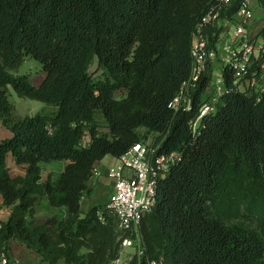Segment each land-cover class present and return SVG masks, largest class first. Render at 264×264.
Returning a JSON list of instances; mask_svg holds the SVG:
<instances>
[{
  "label": "trees",
  "instance_id": "trees-1",
  "mask_svg": "<svg viewBox=\"0 0 264 264\" xmlns=\"http://www.w3.org/2000/svg\"><path fill=\"white\" fill-rule=\"evenodd\" d=\"M258 2L264 9V0ZM219 5L0 0V121L13 134L0 141V208L10 210L0 221V254L17 241L42 264H115L122 252L117 219L104 204L84 214L83 193L97 162L154 136L160 153L178 152L181 159L160 181L155 208L141 219L142 254L126 264H264V91H256L264 87V51L251 71L253 95L237 89L226 64L227 90L196 132L191 121L208 73L193 90L191 111L170 106L192 74L194 36L202 30L208 49L217 48L222 29L203 20ZM237 10L234 0L221 15L231 18ZM259 37L264 50V29ZM27 58L45 73L39 86L16 73ZM96 59L98 77L90 72ZM12 90L46 108L18 117ZM9 155L26 165L25 175L11 176ZM51 162L67 164L57 179H44L42 164ZM44 196L67 215L34 222Z\"/></svg>",
  "mask_w": 264,
  "mask_h": 264
},
{
  "label": "built area",
  "instance_id": "built-area-1",
  "mask_svg": "<svg viewBox=\"0 0 264 264\" xmlns=\"http://www.w3.org/2000/svg\"><path fill=\"white\" fill-rule=\"evenodd\" d=\"M233 1L220 0V5L205 16L203 25L213 24L217 29H222L221 39L216 50H209L202 30L194 36L192 54L195 65L192 74L182 84L170 105L175 111H191L193 90L202 74L208 73V89L198 104L197 118L191 121L194 132L197 131L202 118L216 113L217 101L227 90L224 77L226 64L235 72L234 84L239 91L253 95L256 88L255 72L251 71L264 51L263 40L259 37V33L264 29V15H255V0H235L238 1L237 12L231 18L222 16L221 9L228 8ZM262 13L264 14V11ZM226 40H230V43H226ZM222 44L226 54L221 60L223 64H218ZM261 68L264 70V62H261ZM256 91L262 92L264 87ZM114 159L115 162L106 170L107 178L113 182V191L104 205L116 217L117 228L121 233L122 252L115 264H126L134 254H142L139 239L141 219L155 208L159 183L167 177L172 167L178 164L181 155L178 152L160 153L159 146L154 142H145L135 144L128 152ZM99 173V168L95 167L93 176ZM100 218L104 219L103 216ZM132 234L136 236L135 239L130 236ZM129 249H132L133 253H127ZM0 264H12L8 252L0 254ZM149 264L166 263L163 260H153Z\"/></svg>",
  "mask_w": 264,
  "mask_h": 264
},
{
  "label": "crops",
  "instance_id": "crops-1",
  "mask_svg": "<svg viewBox=\"0 0 264 264\" xmlns=\"http://www.w3.org/2000/svg\"><path fill=\"white\" fill-rule=\"evenodd\" d=\"M255 15H256V10H255ZM226 43H230V40H226ZM226 54V51L224 49V45L222 44L220 46L219 50V59H224ZM223 64L222 61H218V64ZM44 78L41 80H37V82L32 83L35 86H39ZM12 132L7 129L5 126H3L2 122L0 121V141L11 138L12 137ZM108 157V156H107ZM105 157L102 161H99L96 163L95 167L99 168V175L93 176L90 181H89V188L83 193L82 197V203H81V208L82 212L85 214L87 213L90 209H92L94 206L102 204V203H107L110 195L112 194L113 191V182L112 180L108 179L106 176V170L107 167L113 164L115 161L114 157H112L113 160H106L108 159ZM67 162L65 164H59L56 162H51V163H43L42 167L44 168L43 172V177L44 179H47L48 177H52L55 179L56 176V168H62L61 170L63 171ZM7 165L10 170V174L12 177L16 176H23L26 173V165H18L12 155H9L7 158ZM60 171V173L62 172ZM106 200L105 202H103ZM3 204V197L0 195V206ZM67 215L66 208L63 207L61 209L55 208L50 205V203L47 200V197H41L36 205V217L39 220L44 221L45 218L47 217H57L58 219H62ZM10 216V210L6 207L0 208V221L7 220L8 217ZM38 223V222H37ZM127 253H133V251H129ZM8 254L10 255V258L12 260L13 264H42L39 261L38 256L32 252L30 249H28L26 246L13 241L10 244Z\"/></svg>",
  "mask_w": 264,
  "mask_h": 264
},
{
  "label": "rangeland",
  "instance_id": "rangeland-1",
  "mask_svg": "<svg viewBox=\"0 0 264 264\" xmlns=\"http://www.w3.org/2000/svg\"><path fill=\"white\" fill-rule=\"evenodd\" d=\"M254 4H255L256 16L257 17L263 16L264 14L262 12L264 10L260 6L258 0H255V3ZM221 60L222 59H219V57H218L217 61H221ZM98 70H99L98 69V60L96 59L95 62H94V65L91 67L90 72L92 74H94L95 77H98L101 74V71H98ZM16 73L17 74H29L30 77H31V80L33 82H37V80H41L42 78L45 77V73L42 71V68H41L40 64L36 60H34L32 58H27L26 61L24 62V64L21 66V68ZM120 96H122V95L121 94H118L117 95V97H120ZM10 99H11V101L13 102V104L15 106V112H16V115L18 117H24L26 115H34L37 112L41 111L42 109L46 108V104H44V103H42L40 101H37V100L29 99V98H21L13 90L11 91V97H10ZM153 141H154V136H151L147 142L153 143ZM88 144H89V138L87 137L85 139V141H84V145H88ZM107 158L108 159H106V160H108V161L109 160L110 161L113 160L112 159V156H108ZM56 163L65 164V162H56ZM61 169L60 168H56L55 169L56 170L55 179H57L59 177L60 171H62ZM88 188H89V182H88ZM105 201L106 200H104L103 202H105ZM102 204H105V203H102ZM48 218L49 217L45 218L44 221L41 220V218L38 220L37 217H36V215H35V217L33 218V220L36 223L37 222L38 223H43ZM130 250L133 251L132 249H129V251Z\"/></svg>",
  "mask_w": 264,
  "mask_h": 264
}]
</instances>
